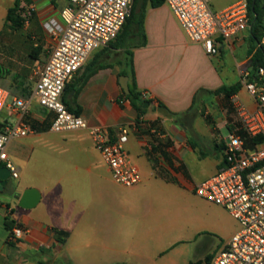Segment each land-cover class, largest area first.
Returning a JSON list of instances; mask_svg holds the SVG:
<instances>
[{"label": "crops", "instance_id": "obj_1", "mask_svg": "<svg viewBox=\"0 0 264 264\" xmlns=\"http://www.w3.org/2000/svg\"><path fill=\"white\" fill-rule=\"evenodd\" d=\"M6 1L10 5L0 25V63L5 67L0 86L15 97L31 96L38 69L55 47L45 24L60 20L68 1L32 0L29 8L34 15L19 31L5 24L16 0ZM1 5L5 0H0ZM145 31L147 44L133 51L138 90L151 101L141 117L129 101L120 103L124 75L113 51L99 61L111 67L99 70L70 102L92 126L114 133L141 119L139 131L132 132L126 144L140 169L141 184L131 188L117 184L87 131L44 129L54 116L37 100L24 117L12 110L0 112V124L22 120L41 128L11 141L7 148L18 178L11 176L0 189V264H58L61 257L64 264H190L207 258L212 263L237 233L230 214L196 198L194 189L223 164L224 139L217 133L224 127L231 130L236 117L233 112L224 120L225 109L223 115L213 111V119L205 109L213 108L215 99L223 100L213 92L232 86V77L239 83L240 68L252 65L255 52H251L249 31L222 42L219 54L211 57L189 40L166 4L148 6ZM244 92L242 88L237 95L242 99ZM249 100L248 105H253ZM200 118L206 131L198 127ZM159 120L168 139L150 134ZM203 142L212 143L210 153L201 149ZM28 189L41 197L32 209L20 205ZM8 222L29 233L10 242ZM56 230L68 234L64 244L59 243ZM188 245L195 247L194 259L189 258Z\"/></svg>", "mask_w": 264, "mask_h": 264}, {"label": "built area", "instance_id": "obj_2", "mask_svg": "<svg viewBox=\"0 0 264 264\" xmlns=\"http://www.w3.org/2000/svg\"><path fill=\"white\" fill-rule=\"evenodd\" d=\"M60 20L45 24L55 40L49 60L38 69V80L29 98L15 97L0 86V112L16 111L26 116L35 100L53 114L50 131H87L113 180L124 187L142 183L140 169L126 150L132 132L139 124L124 125L117 132L92 126L84 117L70 111L64 103L67 85L87 65L92 55L109 46L130 17L134 0H67ZM216 0H166L189 40L201 45L214 57L222 42H231L249 31L248 4L238 0L215 12ZM33 9L27 7L30 19ZM240 82L253 105L239 95L231 101L236 119L224 139V161L218 172L195 186V194L225 209L240 225L226 248L211 264H264V67L240 68ZM148 99L147 94H143ZM36 130L24 121L0 125V167L18 178V171L7 148L11 141L26 138ZM157 139H168L163 121L150 127ZM245 134V135H244ZM29 233L14 223L9 241L18 242ZM16 264H24L18 261Z\"/></svg>", "mask_w": 264, "mask_h": 264}, {"label": "trees", "instance_id": "obj_3", "mask_svg": "<svg viewBox=\"0 0 264 264\" xmlns=\"http://www.w3.org/2000/svg\"><path fill=\"white\" fill-rule=\"evenodd\" d=\"M166 0H146L145 5L141 13L137 14L135 8L138 0H134V5L130 17L127 19L126 24L121 30L118 37L104 48L96 60L90 61L81 75H76L74 79L67 85L64 94V103L68 106L70 111L75 114H79V110L72 108L71 103L74 101L82 88L88 83L90 78L94 76L99 70L111 67V64H101L99 61L110 52L116 53V63L122 67L121 75L130 77V94L123 92L124 97L120 100V103H124L125 100L129 101L133 108L139 113L140 117L146 112V104H151V101L146 99L142 92L138 90V86L135 79V70L133 62V51L138 47H143L147 44V36L145 31V18L146 9L148 6L152 8H158L165 4ZM248 4V15L250 22L249 40L251 43V52H255L252 65L254 67H264V0H245ZM32 5V0H16L12 8L8 10L6 16V25L10 26L12 30L19 31L24 28L26 23L31 19L25 16L26 8ZM34 15V13H33ZM242 89L241 82L232 85L230 87L224 86L215 92L213 95L223 96V101L228 109V113H233L234 108L232 104V97L237 95ZM30 95H26L25 98H29ZM195 108V105H194ZM209 121V119H208ZM138 124L141 123L139 118ZM156 122L152 124L154 126ZM3 126L4 124H0ZM33 127L36 131H40V127L33 123ZM51 125L45 126L44 129L50 128ZM245 135V134H244ZM14 224L7 223L9 231L12 230ZM58 241L64 244L68 234L56 230ZM190 264H211L210 258L204 261L192 262Z\"/></svg>", "mask_w": 264, "mask_h": 264}, {"label": "rangeland", "instance_id": "obj_4", "mask_svg": "<svg viewBox=\"0 0 264 264\" xmlns=\"http://www.w3.org/2000/svg\"><path fill=\"white\" fill-rule=\"evenodd\" d=\"M237 0H216V1H214L213 2V4H212V8H213V10L215 11V12H219V11H222V10H224V9H226L227 7H229V6H231L232 4H234L235 2H236ZM7 5H10V2H7L6 0H5V5H1V7H0V25H2L4 22V17H5V13H6V7H7ZM5 24H6V22H5ZM102 50L103 49H101V50H99V52L97 51V53L96 54H94V55H92V57L90 58V60H89V62L91 61V60H93V58L97 55V54H99L100 52H102ZM113 58H114V56H113ZM88 62V63H89ZM87 63V64H88ZM86 67V66H85ZM85 67L78 73V75H81L83 72H84V69H85ZM4 70H5V67L0 63V76H2V74H3V72H4ZM232 70V64H231V60H230V71ZM77 75V76H78ZM237 82V79L236 78H231V80H230V85H234L235 83ZM242 100L245 102V103H249L250 104V100H249V97H248V95H247V93H246V91L244 92V95H243V97H242ZM225 109H227V107L225 106V103H224V101L222 100V99H215V102H214V106H213V108L211 107V108H206L205 110H206V112L208 113V114H206V115H209L211 118H213L214 119V115H215V113L216 112H220V115H223V112L225 111ZM213 111H215V113H214V115H212V112ZM234 114H235V116H236V113H235V110H234ZM230 119V113H227V111H225L224 112V120L225 119ZM198 127H199V129H201L202 131L204 130V131H206L207 130V125L205 124V122H204V120L202 119V118H200V119H198ZM218 134V138L220 139V140H222V139H225L227 136H228V134H229V130L227 129V128H222V129H220L219 130V132L217 133ZM20 139V138H19ZM22 139V138H21ZM18 140V139H17ZM200 146V145H199ZM201 147V149L204 151V153H210V149L213 147L212 146V143H208V142H203V144L200 146ZM194 194H195V192H194ZM196 198H198L199 200H203V201H206V200H204V199H202V198H200V197H198L196 194L194 195ZM218 206V205H217ZM222 208V207H221ZM225 210V209H224ZM226 211V210H225ZM227 212V211H226ZM228 213V212H227ZM229 214V213H228ZM230 216V218L234 221V224L236 225V227H237V232H239L240 231V225H239V223L235 220V219H233L232 217H231V215H229ZM220 242H221V240H219ZM187 249H189V251H190V254H189V258L191 259H194V257H195V255H197V252H196V250H195V247H194V245H188L187 247H186ZM59 263L58 264H64V261H65V259L64 258H59Z\"/></svg>", "mask_w": 264, "mask_h": 264}, {"label": "water", "instance_id": "obj_5", "mask_svg": "<svg viewBox=\"0 0 264 264\" xmlns=\"http://www.w3.org/2000/svg\"><path fill=\"white\" fill-rule=\"evenodd\" d=\"M146 0H138L135 12L137 14L141 13L143 10V7L145 5ZM120 84L123 88V90L130 94V86H129V78L127 76H121L120 77ZM145 107H149V104H146ZM12 172L6 167H0V189H4L6 187L11 179ZM41 200L40 194L34 190V189H28L25 191L24 195L21 199V207L32 209L36 207Z\"/></svg>", "mask_w": 264, "mask_h": 264}]
</instances>
